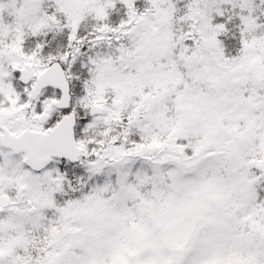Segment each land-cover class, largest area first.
Listing matches in <instances>:
<instances>
[{"label": "snow or ice", "instance_id": "1", "mask_svg": "<svg viewBox=\"0 0 264 264\" xmlns=\"http://www.w3.org/2000/svg\"><path fill=\"white\" fill-rule=\"evenodd\" d=\"M0 264H264V0H0Z\"/></svg>", "mask_w": 264, "mask_h": 264}]
</instances>
